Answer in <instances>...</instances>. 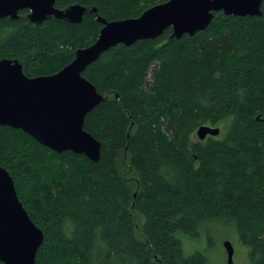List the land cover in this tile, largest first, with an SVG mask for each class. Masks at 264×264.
<instances>
[{
  "label": "trees",
  "instance_id": "obj_1",
  "mask_svg": "<svg viewBox=\"0 0 264 264\" xmlns=\"http://www.w3.org/2000/svg\"><path fill=\"white\" fill-rule=\"evenodd\" d=\"M164 1L55 0L96 7L78 23L0 18V57L28 76L53 73L95 40L96 14L136 17ZM260 10L216 11L192 36L166 28L91 62L82 75L109 94L83 124L100 141L96 161L0 125V163L44 232L37 264H217L184 247L211 245L216 224L235 233L249 264H264V0ZM154 62L147 90L134 71ZM201 124L222 132L198 140Z\"/></svg>",
  "mask_w": 264,
  "mask_h": 264
},
{
  "label": "water",
  "instance_id": "obj_2",
  "mask_svg": "<svg viewBox=\"0 0 264 264\" xmlns=\"http://www.w3.org/2000/svg\"><path fill=\"white\" fill-rule=\"evenodd\" d=\"M261 1L166 0L136 17L107 20L96 14L101 28L95 40L76 48L72 60L50 74L28 76L17 59L0 57V125L19 129L57 153L71 151L96 161L100 156V141L83 124L88 112L109 94L100 93L82 75L91 62L117 44L130 45L137 40L156 38L166 28L171 29L169 37L192 36L208 27L216 11L232 16H261ZM23 9L28 10L25 17L34 26L50 17L78 23L85 12H97L94 5L80 3L59 7L55 0H0V18L16 19ZM221 132L219 125L201 124L195 130V137L204 140ZM43 239V230L30 218L11 174L0 163V261L37 264L36 253ZM222 247L227 264H234L233 243L224 239Z\"/></svg>",
  "mask_w": 264,
  "mask_h": 264
},
{
  "label": "rangeland",
  "instance_id": "obj_3",
  "mask_svg": "<svg viewBox=\"0 0 264 264\" xmlns=\"http://www.w3.org/2000/svg\"><path fill=\"white\" fill-rule=\"evenodd\" d=\"M156 62V61H155ZM154 63L152 65L150 64L148 67L146 66L145 69L140 71L141 69L137 68L134 71V75L137 76V85L145 84V89L148 90L150 87L152 80L154 77L152 76V71L154 68ZM211 233H210V241L211 245L209 243L201 242L200 244H194L191 243L189 240H184V247L191 251L195 248H202L205 249V252L210 257L211 261L217 264H226V254L222 247V241L224 239H229L234 246V254H233V262L234 264H249L248 263V255L246 253L245 247L242 245L241 242L238 241L237 236L234 232H231L228 226H223L216 224L211 227ZM187 238V237H186ZM215 245V247H214Z\"/></svg>",
  "mask_w": 264,
  "mask_h": 264
},
{
  "label": "flooded vegetation",
  "instance_id": "obj_4",
  "mask_svg": "<svg viewBox=\"0 0 264 264\" xmlns=\"http://www.w3.org/2000/svg\"><path fill=\"white\" fill-rule=\"evenodd\" d=\"M21 12H23V16L25 17L26 13L28 12L27 9H23V10H19L18 14H19V17L21 16ZM26 18V17H25ZM224 250V249H223Z\"/></svg>",
  "mask_w": 264,
  "mask_h": 264
}]
</instances>
